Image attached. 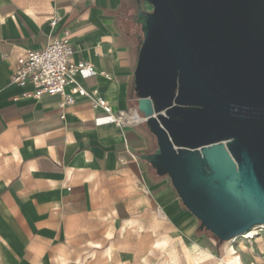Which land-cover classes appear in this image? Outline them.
Wrapping results in <instances>:
<instances>
[{
	"label": "crops",
	"instance_id": "crops-1",
	"mask_svg": "<svg viewBox=\"0 0 264 264\" xmlns=\"http://www.w3.org/2000/svg\"><path fill=\"white\" fill-rule=\"evenodd\" d=\"M139 6L136 0H0V264H84L113 238L105 231L111 220L122 230L130 221L139 226L136 217L148 207L163 210L158 216L174 230L191 229L169 179L141 159L156 146L144 123L97 126L103 113L89 98L37 99L31 84L11 81L19 56L67 31L71 61L96 72L77 73L76 83L113 112L136 109Z\"/></svg>",
	"mask_w": 264,
	"mask_h": 264
},
{
	"label": "water",
	"instance_id": "water-1",
	"mask_svg": "<svg viewBox=\"0 0 264 264\" xmlns=\"http://www.w3.org/2000/svg\"><path fill=\"white\" fill-rule=\"evenodd\" d=\"M136 2L141 159L219 244L264 225V0Z\"/></svg>",
	"mask_w": 264,
	"mask_h": 264
},
{
	"label": "rangeland",
	"instance_id": "rangeland-1",
	"mask_svg": "<svg viewBox=\"0 0 264 264\" xmlns=\"http://www.w3.org/2000/svg\"><path fill=\"white\" fill-rule=\"evenodd\" d=\"M141 7L146 12L153 9L145 2ZM133 32L136 37L141 36L139 26L134 25ZM159 211L163 210L156 206L144 209L142 215L136 217L140 225L132 226L125 231L117 224H113L110 219L105 231H111L113 238L107 247L98 248L97 252L89 255L84 264H185V254L193 246L197 248L199 256H205L208 252L219 264H224L226 256L231 254L229 249L232 247L244 264H264V233L256 230L254 235H257V240L251 244L240 237L242 234L219 244L214 236L199 229V222L186 209L191 224V229L186 233L174 230L168 220H164L161 215L158 216ZM194 235H197V238ZM201 235L203 236L200 237ZM162 238L166 240L162 241ZM244 247L252 248L254 253L244 251ZM107 249L111 250L110 257L106 256Z\"/></svg>",
	"mask_w": 264,
	"mask_h": 264
},
{
	"label": "built area",
	"instance_id": "built-area-1",
	"mask_svg": "<svg viewBox=\"0 0 264 264\" xmlns=\"http://www.w3.org/2000/svg\"><path fill=\"white\" fill-rule=\"evenodd\" d=\"M56 18L50 21L54 27ZM68 32L64 37L53 39L39 50L26 51L17 58L16 68L12 75V83L18 86L31 84L33 97L40 98L47 94L60 95L64 104H73L76 98H89L91 106L103 114L95 118V125L114 124L124 128L143 124L145 118L138 114L136 109L113 112L110 104L102 97L88 95L86 90L75 81L77 73L84 77L96 74L90 64L77 65L71 61L74 52L69 43Z\"/></svg>",
	"mask_w": 264,
	"mask_h": 264
},
{
	"label": "bare ground",
	"instance_id": "bare-ground-1",
	"mask_svg": "<svg viewBox=\"0 0 264 264\" xmlns=\"http://www.w3.org/2000/svg\"><path fill=\"white\" fill-rule=\"evenodd\" d=\"M160 217H163V216H160ZM133 224H134V221H130L129 223H127L123 227V231L127 228H130ZM256 230H258V232L264 233V225H257L250 232L247 231L248 233L245 232L240 237L245 239L249 244H251L252 242L257 240V235H254V232ZM161 240L165 241L166 239L162 238ZM243 250L244 251L249 250L252 254L254 253L252 248L248 249L244 247ZM229 252L231 254L226 256L224 264H244L245 263V262L243 263V260L239 258L236 250L233 247L229 249ZM110 254H111V250L106 252V256L110 257ZM185 259H186L185 264H219L216 261V258L213 255H210L208 252H206L205 256L203 255L199 256V254L197 253V248L194 246L191 249H189L188 252L185 254ZM250 264H256V263H250Z\"/></svg>",
	"mask_w": 264,
	"mask_h": 264
},
{
	"label": "trees",
	"instance_id": "trees-1",
	"mask_svg": "<svg viewBox=\"0 0 264 264\" xmlns=\"http://www.w3.org/2000/svg\"><path fill=\"white\" fill-rule=\"evenodd\" d=\"M205 231V230H204ZM205 232H207V231H205ZM209 233V232H208ZM213 236V235H212ZM218 241V240H217Z\"/></svg>",
	"mask_w": 264,
	"mask_h": 264
},
{
	"label": "flooded vegetation",
	"instance_id": "flooded-vegetation-1",
	"mask_svg": "<svg viewBox=\"0 0 264 264\" xmlns=\"http://www.w3.org/2000/svg\"><path fill=\"white\" fill-rule=\"evenodd\" d=\"M155 150V149H154Z\"/></svg>",
	"mask_w": 264,
	"mask_h": 264
}]
</instances>
